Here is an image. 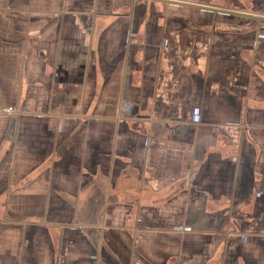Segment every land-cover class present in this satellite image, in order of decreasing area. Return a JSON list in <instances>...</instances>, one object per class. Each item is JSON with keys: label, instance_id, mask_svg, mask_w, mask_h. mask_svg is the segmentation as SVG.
<instances>
[{"label": "crops", "instance_id": "obj_1", "mask_svg": "<svg viewBox=\"0 0 264 264\" xmlns=\"http://www.w3.org/2000/svg\"><path fill=\"white\" fill-rule=\"evenodd\" d=\"M261 33L264 0H0V264H264Z\"/></svg>", "mask_w": 264, "mask_h": 264}, {"label": "built area", "instance_id": "obj_2", "mask_svg": "<svg viewBox=\"0 0 264 264\" xmlns=\"http://www.w3.org/2000/svg\"><path fill=\"white\" fill-rule=\"evenodd\" d=\"M259 39L264 38V34L261 33L258 35ZM130 103H128L127 101H121V103L119 104V110H123L126 109L129 106ZM12 112H14V109L12 107H4V108H0V113H5V114H11Z\"/></svg>", "mask_w": 264, "mask_h": 264}]
</instances>
